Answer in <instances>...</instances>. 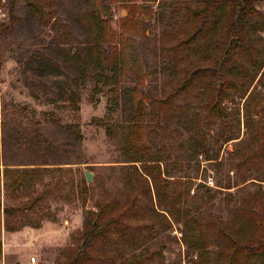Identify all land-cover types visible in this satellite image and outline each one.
<instances>
[{"label":"rangeland","instance_id":"1","mask_svg":"<svg viewBox=\"0 0 264 264\" xmlns=\"http://www.w3.org/2000/svg\"><path fill=\"white\" fill-rule=\"evenodd\" d=\"M32 1L41 12L25 0H0V264H67L90 211L101 206L108 208L102 221L116 220L124 231L116 228L95 241L85 264H196L199 251L191 248L195 238L183 219L194 201L202 208L210 251L226 249L224 233L243 240L258 236L257 229H242L241 208L252 207L264 219V159L253 157L261 147L257 133L264 116V33H251V57L243 56L236 77L228 75L239 91L230 90L222 119L207 111L218 78L202 76L175 95L188 76L213 68L221 55L220 32L184 43L190 24L180 14L196 0ZM97 2L109 8L104 19L116 42L130 40L131 68L99 95L93 89L100 71L86 51V15ZM160 4H173L164 21ZM174 6L179 10L173 16ZM258 9L264 12V2ZM73 53L89 64L87 75ZM122 91L148 98L144 146L168 158L161 167L168 166L172 176L167 190L176 196L173 202L157 198L145 171L153 163L131 162L124 141L133 103ZM197 128L211 141L217 161L189 148L199 139ZM6 167L51 171L36 178L25 198L13 200L4 185ZM7 208L17 211L7 218Z\"/></svg>","mask_w":264,"mask_h":264},{"label":"trees","instance_id":"2","mask_svg":"<svg viewBox=\"0 0 264 264\" xmlns=\"http://www.w3.org/2000/svg\"><path fill=\"white\" fill-rule=\"evenodd\" d=\"M15 0H12L14 3ZM36 12L41 9L32 0H25ZM95 0H87V3H92ZM131 2L137 0H129ZM143 2L151 0H142ZM196 6H186L182 17L190 24V31L187 33V40L184 43L191 42L199 43L204 39L211 40L217 32L221 34L220 52L221 55L215 61V66L209 69H200L193 72L186 80L175 88V95L184 91H188L196 80L202 76H212L218 78V84L213 85L214 97L208 104L207 111L210 117H219L225 119L227 114L223 109V103L231 97L230 90H238L237 83L229 77H236L240 73L243 64H241L243 56L251 57L252 46L251 33H264V12L258 9V5L264 0H196ZM97 9L92 10L86 15L88 21L87 31L89 33L90 42L87 44L86 51L89 56L90 64H92L99 74L95 75L96 86L93 89L95 95H99L102 89L113 84L116 79L127 73L129 68L128 60L130 56L129 45L130 40L122 39L120 43L116 42L114 34L110 31L108 20L104 17H109V8L96 3ZM171 7L173 6L170 5ZM169 6V7H170ZM166 4H160L161 9L160 20L164 21ZM179 9L174 6L172 13ZM41 12V11H40ZM173 18V17H172ZM182 18V19H183ZM107 45L112 46L109 50ZM199 47V46H198ZM198 50V49H196ZM202 51V50H200ZM199 52V50H198ZM74 61L77 63L81 73L87 75L88 63L83 62L78 53H73ZM262 70L263 67H260ZM108 73L111 76H108ZM264 72L262 73V77ZM118 92V90H114ZM125 96L131 97L132 100V118L127 127V135L124 141V146L127 153L134 161L139 163H153V165L145 166L146 174L151 177L154 183L156 196L161 198L164 196L172 202L176 199L175 195H169L167 189L171 188L170 175L168 166L165 171L162 170L161 163L165 161L160 151L155 147H146L144 143L147 140V131L145 128L147 113L146 96L141 93V98L138 99L136 94L129 91H122ZM73 102L78 103L79 98L76 94H70ZM199 139H192L189 142V148L198 153H205L207 161H217L218 155L214 153L210 155L211 144L207 139L202 128H197ZM227 139L226 143L235 140ZM257 139L261 144L260 150L254 154L255 159H264V116L259 120ZM215 143H218L214 140ZM168 160V158L166 159ZM50 168H8L3 172L4 185L8 197L13 200L25 198L28 195V189L37 184L36 178L44 173L50 172ZM165 173V174H164ZM167 179L161 180L162 175ZM36 176V177H35ZM82 191H87V183H82ZM166 188V191L164 190ZM35 203V202H34ZM33 203V204H34ZM201 207L195 203L189 211L183 212L185 228L192 236L194 242L191 248L198 250L199 255L196 264H264V219L260 216L257 210L252 207L242 209L241 226L244 231L254 232L259 231L258 236H245L244 240L238 235H222L226 242L225 250L210 251L211 239L206 233L205 225L199 218L202 215ZM1 210V204H0ZM17 208L4 209L7 218L15 214ZM92 217L85 220L83 229L80 231V237L77 240L79 243L74 251L68 255L67 264H85L90 261L89 249L95 241L101 237H106L112 231H124V227L120 226L116 220L107 219L102 221L108 214V208L101 206L98 212L90 211ZM104 220V219H103ZM113 225L116 227L113 229ZM118 225V226H117ZM6 226L9 232H15L17 229L9 224L6 220ZM35 228H40L41 223H37ZM255 229V230H254ZM222 234V233H221ZM243 240V242H242Z\"/></svg>","mask_w":264,"mask_h":264},{"label":"water","instance_id":"3","mask_svg":"<svg viewBox=\"0 0 264 264\" xmlns=\"http://www.w3.org/2000/svg\"><path fill=\"white\" fill-rule=\"evenodd\" d=\"M86 178H87V181H88V182H91V181H92V174L89 173V172H87V173H86Z\"/></svg>","mask_w":264,"mask_h":264},{"label":"built area","instance_id":"4","mask_svg":"<svg viewBox=\"0 0 264 264\" xmlns=\"http://www.w3.org/2000/svg\"><path fill=\"white\" fill-rule=\"evenodd\" d=\"M31 262H32V263H35V262H36V258H34V257L31 258Z\"/></svg>","mask_w":264,"mask_h":264}]
</instances>
